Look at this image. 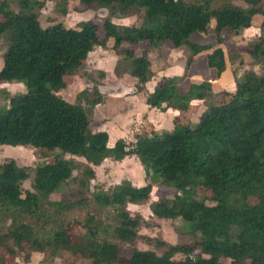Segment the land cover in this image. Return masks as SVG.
Wrapping results in <instances>:
<instances>
[{"label":"trees","instance_id":"obj_1","mask_svg":"<svg viewBox=\"0 0 264 264\" xmlns=\"http://www.w3.org/2000/svg\"><path fill=\"white\" fill-rule=\"evenodd\" d=\"M54 1V10L62 17L72 1L88 9H105L108 16L101 24L81 21L66 28L58 22L43 28L38 19L42 1L0 0V41L5 45L0 84L25 88L21 94H4L0 147L58 152L51 163L34 168L21 167L13 159L0 164V250L11 257L24 253V263L33 253L45 254L38 264H53L63 253L79 257L82 264H264L263 0ZM134 14H140L136 26L111 20ZM256 19L259 27L244 54L259 72L235 75L232 93H216L207 80L191 82L186 92L181 91L194 58L201 54L205 53L204 68L214 80L229 64H242L239 53L223 47L222 31L237 37ZM211 23L214 44L191 41L193 35H207ZM108 44L116 57L114 75L136 79L137 93L153 77L150 51L166 44L184 49L188 55L182 76L161 78L145 104L160 112H186L192 102H201L204 111L197 122L137 134L133 145L122 139L110 145L107 133L93 132L91 116L103 101L98 84L79 91L72 103L59 93L88 55ZM143 44L146 47L138 54ZM130 146L133 149L127 150ZM130 156L141 165L147 184L136 188L123 180L109 191H91L93 168ZM25 181L30 182L29 189L23 188ZM70 184L74 189L67 190ZM155 187L175 194L152 202V215L180 221L193 243H162L165 249L159 255L131 249L122 257L117 243L133 242L142 223L130 216L127 206L148 202ZM197 188L211 192L212 205ZM249 197L257 203L249 205ZM76 213L81 214L68 218ZM176 255L183 258L175 260ZM0 264L10 263L0 256Z\"/></svg>","mask_w":264,"mask_h":264},{"label":"rangeland","instance_id":"obj_2","mask_svg":"<svg viewBox=\"0 0 264 264\" xmlns=\"http://www.w3.org/2000/svg\"><path fill=\"white\" fill-rule=\"evenodd\" d=\"M44 3L43 8L39 11V23L40 25L45 28L52 24L61 22L66 28H75L76 25L81 21H91L96 24H101L102 19L105 16H108V12L105 9H101L98 7L93 8H86L82 4L77 1H72L67 3L66 9L67 14L62 17L59 15L55 10V1L54 0H40ZM260 8L264 11V0L260 5ZM140 14H134L127 16L124 19H117L112 18V22L118 25H126V26H136L139 24L138 17ZM213 23H211V28L207 35H193L191 37V41L201 44L210 46L214 44V34H213ZM259 27V22H254L252 27L241 35L237 37H230L228 30L222 31V37H224L223 47L226 50H234L235 52L241 55L242 64H239L237 61L234 64H229L228 68L222 78L213 79L214 82L212 83L213 89L216 93L219 92H227L232 93L234 91V76H240L246 70H254L255 72H259V68L257 66H252L249 60H246V56L244 51L246 49L247 43L250 42L254 35L257 32ZM110 44H108V48L106 49H99L95 48L87 57L86 61L82 65V67L76 71L72 76L67 77L65 79L66 88L59 93V95L67 102L72 103L74 101L75 95L83 90L88 89L91 90L95 84H98L97 88L107 78L106 84L107 88H110L109 84H114L111 86H115V76H114V58L115 56L110 49ZM169 46V45H168ZM146 47V44L140 45L138 47L137 53L139 54L141 50ZM167 47V46H165ZM170 47V46H169ZM169 49V48H168ZM167 48H163L161 50H153L150 51L153 53L151 56V61L153 65L152 71L158 70L160 65H162L161 59L162 56H157L164 54V56H171L170 51ZM5 50L4 42L0 41V63H1V56ZM178 51V50H177ZM149 52V53H150ZM207 52V51H206ZM174 58L179 59V62H182L184 66V60L187 57L188 53L184 49H180L177 53H172ZM176 55V56H175ZM183 56V58H179ZM165 57V58H166ZM173 58V59H174ZM175 64L177 63L176 60ZM201 61L202 58H201ZM166 63H169L165 61ZM170 67V63L168 64ZM1 66V65H0ZM198 71V70H197ZM196 71V72H197ZM101 73H104V77H101ZM106 73V75H105ZM158 75V74H157ZM201 77V76H200ZM212 75L210 77L206 76L205 78H210L212 80ZM203 79L199 77H192L191 79H187L186 82H182L180 85V89H186L187 85L191 82H199ZM219 80V81H218ZM104 86L103 88H105ZM99 91V90H98ZM8 92L11 95L14 94H21L25 92V88L22 84H9V83H2L0 84V107L6 105L4 94ZM221 101H224L225 98L221 97ZM125 100H107L106 101V108H107V116L112 120V122L121 123V119L124 115V106ZM204 111V104L200 102L197 104L196 102L193 104V107L190 109L187 116L182 119L183 124H188L189 126H193L199 116ZM126 113V111H125ZM107 119V118H106ZM110 119L108 121H110ZM138 134L142 133H150L154 131L153 127L143 126ZM96 126V122H94V118L91 116V124L90 128L94 129ZM117 127V126H114ZM160 131V130H159ZM120 134V133H119ZM137 135V134H136ZM134 138V137H132ZM126 139V136L125 138ZM132 140L126 139V143H132ZM58 154V152H46L38 149H31L29 147H10V146H3L0 147V164L4 162L6 159H13L17 165L21 167H31L34 168L43 163H51L54 159V155ZM67 159L70 156H65ZM81 161L80 159H78ZM95 171V180L91 182L90 189L93 191L94 188H101L105 191H109L113 186L119 184L123 180H128L132 185H136L138 188L147 184V180L145 178L143 169L137 159L133 156L127 157V160L124 162H114L111 160H105L102 164L98 167L93 168ZM30 182L25 181L23 183V188L29 189ZM67 190L74 189V185H67L65 186ZM198 193L201 196L206 198V204L212 205L211 197L212 194L209 190L204 188H197ZM175 194V191L165 188V187H155L149 198V201L142 204V205H128L127 211L131 217H139L142 221L141 227L139 228L138 234L136 239L131 242L130 244H122L117 243L120 246V255L122 257H128L129 251L131 249H136L140 251H153L156 254H161L165 247L162 243L172 245V246H191L192 239L188 237L183 231L182 224L178 220H160L154 217L150 211L149 205L155 201H163L165 199H170ZM54 200L59 199V195L54 196ZM249 205H255L257 203V199L254 197H249L247 200ZM81 214V213H80ZM79 213L75 215H68L69 219L76 218L80 216ZM107 215L103 214L102 217L105 218ZM76 233H80V229L75 230ZM26 254V253H25ZM0 256L10 264H38L39 261L46 258L45 254H31V258L29 263H24V253L18 252L16 257H11L5 254L4 251L0 250ZM182 255H176L174 257L175 260L182 259ZM53 264H82L79 257L74 256L69 253H63L61 256L57 257Z\"/></svg>","mask_w":264,"mask_h":264},{"label":"crops","instance_id":"obj_3","mask_svg":"<svg viewBox=\"0 0 264 264\" xmlns=\"http://www.w3.org/2000/svg\"><path fill=\"white\" fill-rule=\"evenodd\" d=\"M255 21L259 22V19H256ZM163 48H167V49L169 48L168 51H170L171 56L169 55L166 57L164 56L165 53L161 55H157V56H162L163 58L161 59L162 65H160L158 70L156 71L153 70V77L150 81L145 83L143 92L141 93L136 92V89H135L136 79L129 77V76H123V77L117 78L114 75L116 79L115 86H111L114 84H109L110 88H107V84H106L107 78H106L101 83L104 85L103 86L100 85L98 87L99 93L102 95L103 101L101 104L94 107L92 117L94 118V122H96V126L94 129H91V130L93 132L107 133L108 142L110 145H113L119 139H122L124 141H126V139L132 140L133 135H135L136 133L135 131L139 132V130L142 128L141 127L142 125H140V123L143 124L144 127L147 125L153 127L154 131L172 130L173 126L176 123L183 124L182 119L187 116V113H189L190 109L193 107V104L195 102L197 104H200V102L198 101L192 102V104L190 105L189 109L186 112H178V111H174L170 109L166 110L165 112H160L156 109L149 108L145 104L146 95L154 91V89L159 85L161 78L180 77L182 76L183 71H184V66L182 64L183 61L179 62V59H176V57L174 58V55H172V53L179 52L180 49H175L170 44L164 45ZM152 55L153 53L151 52L148 54V58H149V61L151 62V65H153L151 61ZM203 55L201 54L200 56L194 58V61L191 64V68L188 72L187 79H191L194 76L199 77L200 79H203L204 77V80H207L212 84L214 82L213 79L211 80L210 78H205L206 76L210 77L211 74L204 68V63L203 61H201V58ZM179 58L182 59L183 56H180ZM113 60L115 62L116 57ZM173 60H176L177 63L175 64V61ZM165 61L171 64L170 67L164 68L165 66H169L168 65L169 63H166ZM0 65L2 66L1 63ZM1 66H0V69H1ZM225 72L220 76V78L224 76ZM184 82L187 83L188 81L184 80ZM104 86L106 87L103 88ZM188 88H189V84L187 85L186 89H183L181 91L186 92ZM107 100H112V101L113 100H125L126 105L124 106V109H123L124 115L121 119L122 125H120L119 123L117 124L115 122H112V120L108 118L107 108H106ZM109 119L110 121H108ZM134 123L137 125H133ZM114 126H117V127H114ZM125 136H126V139H124ZM126 160H127V157L121 162H124ZM136 185H139V184H136ZM136 185L133 184L132 186L138 188Z\"/></svg>","mask_w":264,"mask_h":264},{"label":"built area","instance_id":"obj_4","mask_svg":"<svg viewBox=\"0 0 264 264\" xmlns=\"http://www.w3.org/2000/svg\"><path fill=\"white\" fill-rule=\"evenodd\" d=\"M133 125H137V124L134 123ZM135 132L137 133L138 131H135ZM136 133H135V135H136ZM135 135H133V137H134ZM134 143H135V139L133 138V141H132L131 144L133 145ZM132 149H133V147L130 146V147H128L127 150H132Z\"/></svg>","mask_w":264,"mask_h":264}]
</instances>
